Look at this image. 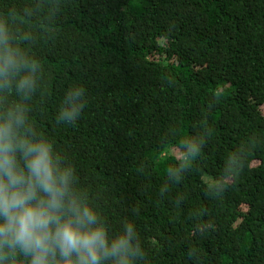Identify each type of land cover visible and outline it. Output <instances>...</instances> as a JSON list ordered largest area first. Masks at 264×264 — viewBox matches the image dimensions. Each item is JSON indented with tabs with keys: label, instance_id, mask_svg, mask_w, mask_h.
<instances>
[{
	"label": "trees",
	"instance_id": "obj_1",
	"mask_svg": "<svg viewBox=\"0 0 264 264\" xmlns=\"http://www.w3.org/2000/svg\"><path fill=\"white\" fill-rule=\"evenodd\" d=\"M0 22L43 66L33 122L111 229L135 222L145 264H264V0H0ZM73 83L87 105L57 125ZM191 133L199 158L166 177Z\"/></svg>",
	"mask_w": 264,
	"mask_h": 264
},
{
	"label": "clouds",
	"instance_id": "obj_2",
	"mask_svg": "<svg viewBox=\"0 0 264 264\" xmlns=\"http://www.w3.org/2000/svg\"><path fill=\"white\" fill-rule=\"evenodd\" d=\"M17 40L0 22V264H145L135 222L122 219L111 229L75 164L33 122L29 101L40 88L43 66ZM86 105L85 88L70 84L56 124L74 125ZM202 147L198 135H180V155L166 177L179 179ZM243 159L239 151L228 152L211 190L223 192Z\"/></svg>",
	"mask_w": 264,
	"mask_h": 264
},
{
	"label": "rangeland",
	"instance_id": "obj_3",
	"mask_svg": "<svg viewBox=\"0 0 264 264\" xmlns=\"http://www.w3.org/2000/svg\"><path fill=\"white\" fill-rule=\"evenodd\" d=\"M170 153H171V155H173L174 157H178V153H177L176 151H171Z\"/></svg>",
	"mask_w": 264,
	"mask_h": 264
}]
</instances>
